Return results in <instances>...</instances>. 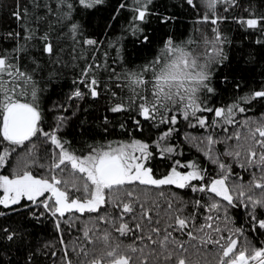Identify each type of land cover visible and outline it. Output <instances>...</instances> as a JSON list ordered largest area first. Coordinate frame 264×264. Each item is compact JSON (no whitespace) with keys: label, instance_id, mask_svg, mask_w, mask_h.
<instances>
[{"label":"trees","instance_id":"trees-1","mask_svg":"<svg viewBox=\"0 0 264 264\" xmlns=\"http://www.w3.org/2000/svg\"><path fill=\"white\" fill-rule=\"evenodd\" d=\"M68 3L73 5L71 21L80 25L77 33L70 31L69 20L65 18L68 8L60 0H0V54L13 57L21 70L33 77L38 88V104L43 112L41 127L45 131L51 132L59 125L58 135L67 142L66 146L70 150L79 153L110 142H146L153 153L148 166L153 169L156 177L167 174L176 160L181 164L196 161L207 170L206 180L199 183L208 182L220 171L194 146V143L201 144L204 137L212 135L214 139L224 141L218 143L215 149L222 162L232 165V182L248 184L252 180L250 171L240 168L238 162L223 153L234 149L237 143H246L243 137L247 135V129L243 121H264V101L241 103L240 106L245 107L246 111L237 112L235 120L240 119V122L231 125L222 121L212 125L216 118L214 113L207 112L203 113L209 120L206 128L193 127L195 120H184L182 115L178 116L176 125L159 123L160 117L156 121H145L139 115L137 106L141 101L136 93L151 99V83L143 87L136 86L134 93L129 86L127 74L143 73L146 66L162 56V50L169 39L201 57L200 62L203 63V55L211 47L206 46L205 41H214L218 31L222 39L219 47L227 58L212 62L209 66L208 84L214 91L201 92L200 99L205 106L227 108L238 103L241 97L264 89V27L249 29L238 22L242 18L264 16V0H236L235 4L231 0H219L214 11L207 8L204 0H193L192 4L188 0H151L146 21L135 22L141 29L135 34L132 11L134 0H104L91 9L81 6L78 0H68ZM122 3L128 7L117 11ZM16 12L21 13L20 18L14 15ZM205 15L210 17L208 21L203 19ZM214 17H219L216 24L211 23ZM165 18H168L167 22L162 23ZM145 35L148 37L147 42L143 40ZM45 36L46 41L43 39ZM86 39H93L97 43L87 45L84 43ZM46 43H51L53 47L51 54L44 51ZM89 65L91 69L87 77H84L83 73ZM93 77L98 81L96 90L99 94L96 97H92L86 84L81 83L82 79L90 81ZM151 77V72L143 73L145 80L151 81ZM23 87L28 94L21 99L30 101L31 88L28 85ZM77 89L83 93L82 97H73ZM117 103H124L125 110L111 111ZM60 117H63L62 121ZM136 121H140L139 125ZM251 126L255 127V124ZM169 127L175 130L161 142L160 147L172 146L176 152L162 157L159 154L160 147L155 142ZM237 132L242 137L239 142L228 139ZM190 138H195V141ZM34 142L35 149L44 160L46 158L50 162L54 146L44 138ZM5 144L8 143H0V150ZM27 144L16 149L24 147L25 151ZM16 149L8 165L0 168L1 175L13 173L23 151L17 154ZM252 171L259 176L258 170ZM127 191H134L144 206L151 208L152 222L141 219L137 205L134 213L124 217V222L133 228L132 233L120 236L115 232V225L98 222L93 239L107 230L115 242L124 247L143 248V255L140 252L132 253L135 264H140L152 247L159 251V244L149 245L146 239L142 241L139 237L142 234L146 237L152 227H159L161 233L159 236L152 234L153 239H162L164 229H167L172 233V239L183 242L188 248L184 255L189 264H217V249L213 245L201 246L198 241H190L185 232L168 228L173 222L170 219L172 213L168 210L169 202L173 204V211L179 208L183 209L184 216L195 215V225L199 228L208 215L207 204L211 202V194L193 192L190 188L178 189L171 185L160 188L126 185L118 193L110 195L127 201L124 195ZM197 200L205 205L198 212L195 205ZM31 207L34 211H44L43 208ZM250 210L243 207L229 208L225 220L221 208L218 214L220 227L225 229V236L229 229L242 228L247 240L258 247L264 243V230L252 232V221L248 215ZM0 212L4 213L0 216V264H65L68 259L72 264H84L86 258L81 248L95 247L97 253L104 250L102 241L97 240L94 246L89 245L83 236L86 225L93 227L90 221L97 219V213L67 214L61 218L60 230H57L56 218L47 213L36 220L27 209L12 211L0 206ZM99 215L116 218L119 209L109 202L100 209ZM256 215L264 219V209L258 208ZM137 223L141 224L143 232L135 230ZM4 229L15 232L16 237L7 240ZM173 248L174 245L169 246V250ZM149 264H157L155 256H149Z\"/></svg>","mask_w":264,"mask_h":264},{"label":"snow or ice","instance_id":"snow-or-ice-1","mask_svg":"<svg viewBox=\"0 0 264 264\" xmlns=\"http://www.w3.org/2000/svg\"><path fill=\"white\" fill-rule=\"evenodd\" d=\"M60 2L66 4L68 8L65 18L69 20L70 31L77 33L80 30V25L71 21L73 5L68 3V0H60ZM103 2L104 0H78L81 6L88 9ZM218 2L219 0H206V6L210 11H214ZM231 2L235 4L236 0H231ZM150 3L151 0H134L132 8L134 13L133 34L141 31L135 22L146 21ZM188 3L192 4L193 0H188ZM126 7L128 5L122 3L117 11ZM14 15L17 18L21 17L20 12H16ZM203 19L208 21L210 17L205 15ZM218 19L219 17L211 18V23L216 24ZM167 20L168 18H165L162 23H166ZM238 22L249 29H256L264 27V16L242 18ZM28 38L30 39L31 36ZM43 39L46 41L47 36ZM143 40L147 42L148 37L145 35ZM221 42V35L218 31L214 41H205L206 46L211 45V47L203 55L204 62L201 63V57L193 55L191 51L185 50L184 47L174 44L169 39L162 50V56L143 69V73H152L151 81L145 80L143 73H128L129 86L132 87L134 93H136V86L143 87L151 83V99L147 95L136 93L141 101L137 106L139 115L145 121H156L157 117H160L159 123L169 125H176L178 116L182 115L184 120H195L193 127L206 128L209 126V120L203 115L205 112L214 113L216 119L212 121V125L221 121L231 125L236 123L237 112L246 111L245 107L240 106L241 103L255 100L264 101V89H261L241 97L238 103L227 108L205 106L200 99L201 92L212 93L214 91L208 84L210 80L209 66L212 62L223 61L227 58L223 55L222 48L219 47ZM84 43L94 45L97 41L86 39ZM44 51L49 54L53 52L51 43L45 44ZM90 69L91 65L85 69L84 77H87ZM81 83L86 84L92 97L99 94L96 90L98 81L94 77L90 81L82 79ZM25 85L31 88L30 101L21 99L28 94L23 87ZM72 95L73 97H82L83 93L77 89ZM124 110V103H117L111 109L113 112ZM174 110H176L175 114ZM59 119L62 121L63 117ZM42 122L43 112L38 104V88L33 82V77L26 71H22L13 57L0 54V143L7 142L10 146H15L11 150L9 148L0 150V168L8 165L15 148L25 146L26 142H30L38 134L54 146L49 175L33 174L29 163L32 157L31 151L26 154L24 159L17 162L11 175H0V206L12 211L27 209L36 220L47 213L56 218L57 230H60L61 218H64L66 214L97 213V219L90 221L93 227L89 228L86 225L83 236L89 245L94 246L97 240L102 241L104 250L97 253L95 247L81 248L80 251L86 258L84 264H135L132 253L140 252L143 255V248L124 247L121 243L115 242L111 232L107 230L93 239L98 222L115 225V232L120 236L132 233L133 228L124 222V217L134 213L137 205L140 208L141 219L147 220L149 223L152 222L151 208H146L134 191H127L124 194L128 198L127 201L119 196L110 195L118 193L126 185H143L153 188L171 185L178 189L190 188L193 192L211 194V202L207 204L208 215L204 217L205 223L201 224L199 228H196L195 225V215L184 216L182 215L183 209L179 208L173 211V204L169 202L168 210L172 213L170 219L173 222L168 225V228L185 232L190 241H198L201 246L213 245L217 249V264H264V243L258 247L254 246L244 236L242 228L229 229L228 235L225 236L223 234L225 229L220 227L218 215L223 208L225 220H227L229 208L251 209L248 215L252 221L250 225L252 232L264 230V219L256 215L258 208L264 209V121H243V126L247 129V135L243 137L246 143H237L234 149L226 150L223 153L238 162L240 168L251 172L252 180L248 184L232 182L234 175L232 165L222 162L215 149L218 143H224V141H218L212 135L203 138L202 147L201 144L196 143L194 146L198 147L212 164L217 165L220 171L208 182L199 183L206 180L207 170L196 161L181 164L179 160H176L167 174L157 178L153 169L148 167V161L152 159L153 153L150 151V145L146 142L132 140L130 143H120L118 146L101 145L90 148L87 155L81 156L70 150L66 146L67 142L58 135L59 125H57V129L49 132L41 127ZM136 123L139 125L140 121H136ZM252 124H255V127H252ZM174 130L169 127L155 142L156 146L160 147L161 142L166 140ZM190 139L195 141V138ZM228 139H235L239 142L242 137L237 132L234 136H229ZM257 147L260 149L259 152L256 150ZM174 152H176L175 147L164 146L160 147L159 154L163 157ZM253 169L259 171L258 177L257 173L252 171ZM65 176L72 178L65 179ZM24 201L29 203L24 204ZM109 202L119 209L118 217L99 215L100 209ZM195 205L197 212L205 208V205L199 200L195 202ZM31 206L43 208L44 211H34ZM2 215L4 213L0 212V216ZM191 229H195V231ZM135 230L143 232L140 223L135 225ZM4 232L9 241L16 237V233L10 232L8 229H4ZM160 233L159 227H152L146 237L143 234L139 237L142 241L146 239L149 245L159 244V251L152 247L140 264H149V256H155L157 264H161V262L162 264H189L184 255L188 252L185 244L172 239V233L167 229H164L162 239L159 241L153 239L152 234L159 236ZM61 242L63 243V241ZM170 245H174L172 250H169ZM65 255L67 256V252ZM65 264H72V261L68 259Z\"/></svg>","mask_w":264,"mask_h":264},{"label":"rangeland","instance_id":"rangeland-1","mask_svg":"<svg viewBox=\"0 0 264 264\" xmlns=\"http://www.w3.org/2000/svg\"><path fill=\"white\" fill-rule=\"evenodd\" d=\"M205 1V4H206V0H204ZM236 119H238V117L236 118ZM250 120V119H249ZM252 121V120H251ZM238 122H240V119H238V120H236V123H238ZM42 138H44L42 135H37L36 137H33L32 139H33V141H35V140H37V139H42ZM45 139V138H44ZM32 141V142H33ZM30 143V142H28V148L26 149L25 148V151L23 150V148H21V149H16V152H18L17 154H19V152L20 151H22L21 153H20V155L19 156H21V159H24L25 157H26V154L29 152V151H31V153H32V157H31V160H29V163H30V165H31V168H30V170L33 172V174L34 175H38V176H45V175H49V166H50V164L52 163V159H53V151H54V147H53V150L51 151V155H50V157H51V160H50V162H48V160L45 158V160H44V157L40 154V152L39 151H37L35 148H36V146H35V142L34 143ZM120 143H130V142H128V141H124V142H110V143H106V144H104L103 146H107V145H109V144H112L113 146H118ZM102 144H99V145H96V146H94V147H97V146H101ZM15 146H10L9 144H5V146H4V148H9V150H11L12 148H14ZM19 150V151H18ZM257 152H259L260 151V149H259V147H257ZM15 152V151H14ZM75 152V151H74ZM88 152H89V150L88 151H85V152H81V153H79V152H75L77 155H87L88 154ZM20 159V160H21ZM33 161H34V163H33ZM16 165H17V162H16ZM41 165H43V167H41ZM149 167V166H148ZM16 168V167H15ZM15 170V169H14ZM37 172H39V173H37ZM1 175V174H0ZM65 179H71L72 177H70V176H65L64 177ZM158 178V177H157ZM72 191H74V190H72ZM77 195H79V193H76ZM70 214V213H69ZM68 214V215H69ZM67 215V214H66Z\"/></svg>","mask_w":264,"mask_h":264}]
</instances>
